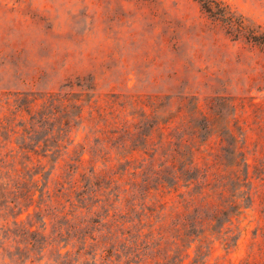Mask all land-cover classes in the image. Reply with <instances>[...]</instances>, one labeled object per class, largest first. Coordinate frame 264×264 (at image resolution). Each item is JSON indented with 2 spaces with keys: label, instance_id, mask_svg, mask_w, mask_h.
<instances>
[{
  "label": "rangeland",
  "instance_id": "rangeland-1",
  "mask_svg": "<svg viewBox=\"0 0 264 264\" xmlns=\"http://www.w3.org/2000/svg\"><path fill=\"white\" fill-rule=\"evenodd\" d=\"M220 1L264 32V0ZM195 105L218 124L235 113L249 163L214 197L237 214L204 233L200 173L158 166ZM249 257L264 264V45L196 0H0V264Z\"/></svg>",
  "mask_w": 264,
  "mask_h": 264
},
{
  "label": "trees",
  "instance_id": "trees-1",
  "mask_svg": "<svg viewBox=\"0 0 264 264\" xmlns=\"http://www.w3.org/2000/svg\"><path fill=\"white\" fill-rule=\"evenodd\" d=\"M196 1L200 4L202 9L211 16H217L219 20L223 21L227 26L234 28L239 33L245 31V37L247 39L264 45V32L258 33L252 29L244 27L243 16L238 15L235 17L234 12L230 7L222 1ZM54 102L55 99H52L51 104ZM229 102L231 103V101ZM191 112L192 115L189 116V119L185 120V127L182 130L181 136L176 142L172 143L174 145L173 153H171L169 158L163 160L158 166L160 167V172L162 170L165 171L162 167L164 163L170 164L173 168L176 167L177 163H181V168L179 166L176 168L181 176H184L191 171L200 173L199 176L194 178V181L199 182V191H194L189 194V196L191 197L192 202L190 206H192V204L195 206L192 209L195 215L193 221L196 222L195 217L197 214L203 216L198 222L201 223V225L206 223L207 227L202 229V233H204L207 230L214 231L213 223H219L221 220V224L223 225V219L225 217H228L227 221H229L232 218V215L237 214L236 211L239 208V204L237 203V197H234L233 194H231V199L223 201L224 204L216 203L214 197L220 187L221 196L227 191L226 186L228 185V182L222 183V180L230 179L233 186L239 184L238 188L241 187V181H244L245 178L248 177L249 163L245 162V152L242 151V145H238V137L235 133V129L238 128L235 113L233 114V117H227L222 124H218L213 116L203 115L201 111H199L197 105L192 108ZM179 128L180 127H176V129ZM158 129H161L162 132L165 131V127L163 126ZM202 131L205 134H201ZM214 139H218L219 144L225 143V145L220 147L219 150H216L213 146L215 142ZM243 139V142H245V135L243 136ZM165 142L171 143L168 136H165ZM155 154L156 153L154 152L153 156ZM225 160H227L226 163H224ZM241 164L243 165V168H241ZM166 173L168 172L166 171ZM243 174L244 177L241 178ZM157 177L160 180V183L157 184L158 187L155 190L157 193L162 192V197L164 196L163 193L165 192L164 188L166 181L160 175H157ZM175 178H177V182L180 180V177L178 176ZM217 180H220L221 183L213 185ZM194 181H191L190 183ZM184 186H187V184ZM167 202L168 201H164L163 203L166 204ZM190 231L195 234L193 229H190ZM200 254L201 247L197 249V255ZM179 264H183V258L179 261ZM245 264H255L254 258L249 257L245 261Z\"/></svg>",
  "mask_w": 264,
  "mask_h": 264
}]
</instances>
